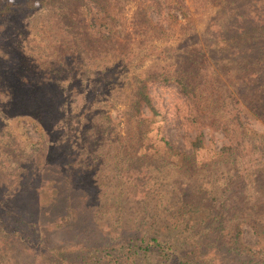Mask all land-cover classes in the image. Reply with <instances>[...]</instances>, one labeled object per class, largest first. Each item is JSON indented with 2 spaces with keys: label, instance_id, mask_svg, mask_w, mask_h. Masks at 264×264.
I'll use <instances>...</instances> for the list:
<instances>
[{
  "label": "rangeland",
  "instance_id": "rangeland-1",
  "mask_svg": "<svg viewBox=\"0 0 264 264\" xmlns=\"http://www.w3.org/2000/svg\"><path fill=\"white\" fill-rule=\"evenodd\" d=\"M121 6L122 37L139 6L149 9L155 28L135 33L127 52L95 60L57 61L54 31L42 29L40 9L16 8L3 28L0 264H86L92 244L150 230L180 236V247L189 245L188 236L202 238L221 264H264V237L259 241L251 224L264 209V0H122ZM154 69H184L210 112L226 101L233 116L242 105L240 118L251 131H237L238 148L217 156L228 139L204 127L197 161L174 155L161 136L189 151L196 127L173 83L151 85L164 118L147 107L143 122L132 117L131 87ZM220 196L225 209L207 232ZM235 222L247 246L239 255L229 251Z\"/></svg>",
  "mask_w": 264,
  "mask_h": 264
},
{
  "label": "trees",
  "instance_id": "trees-1",
  "mask_svg": "<svg viewBox=\"0 0 264 264\" xmlns=\"http://www.w3.org/2000/svg\"><path fill=\"white\" fill-rule=\"evenodd\" d=\"M121 2L122 0H0V46L6 36L3 28L13 20L16 8H19L29 13L39 9L45 12L41 26L44 31H54L50 48L57 61L79 57L95 60L116 52H127L130 49L131 37L135 36V33L140 35L148 33L149 30L155 28V24L150 17L149 9L139 6L134 12L129 29H124L127 33L126 38L124 35L123 38L121 35L123 30L118 27V14L122 9ZM4 57L8 55L4 54ZM48 60L45 59V61ZM45 64L50 66L48 62ZM155 82L175 84L190 106L189 118L196 127L195 135L188 140L190 150H181L172 139L161 136L164 145L183 163L197 161V152L205 146L204 127L220 130L228 139V142L224 143L217 152V156L232 153L238 148L237 131L240 130L243 135L251 131L240 118L241 110L244 109L242 105L236 107L233 116L226 112V101H221V105L214 112L202 108L201 95L196 90L197 85L184 69L173 71L154 69L148 71L144 77L136 78L131 87L127 105L129 114L136 120L144 121L145 107L152 114L164 118L151 93V85ZM234 100L236 103L240 102L237 96ZM252 132L255 133V131ZM259 135L264 134L259 133ZM260 189L264 198V185H261ZM226 192V189H223L221 194L226 196ZM220 197L219 206L213 203L210 209L214 211V220L208 224L207 232L216 230L214 227L219 225L218 214L225 209L224 197ZM251 224L258 240H262L264 209L258 215V219ZM242 233L241 223H233L234 246L229 251L235 255H239L247 248L242 245ZM179 237H163L153 230L140 234L134 233L121 237L115 244L105 245L108 242L92 244L91 247L89 246L87 258L83 261L86 264H221L215 253L205 251L202 238L192 239L188 236L189 245L180 247L177 243Z\"/></svg>",
  "mask_w": 264,
  "mask_h": 264
}]
</instances>
